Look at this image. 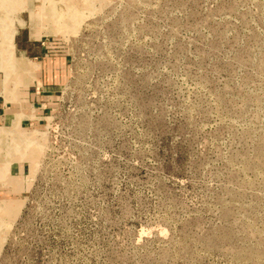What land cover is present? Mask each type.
Instances as JSON below:
<instances>
[{
	"label": "rangeland",
	"instance_id": "374dc122",
	"mask_svg": "<svg viewBox=\"0 0 264 264\" xmlns=\"http://www.w3.org/2000/svg\"><path fill=\"white\" fill-rule=\"evenodd\" d=\"M6 10L0 264H264V0Z\"/></svg>",
	"mask_w": 264,
	"mask_h": 264
},
{
	"label": "crops",
	"instance_id": "0c3cea01",
	"mask_svg": "<svg viewBox=\"0 0 264 264\" xmlns=\"http://www.w3.org/2000/svg\"><path fill=\"white\" fill-rule=\"evenodd\" d=\"M20 33L21 32H19V34H18L17 45L19 47V50L22 52V54H31L32 56H34L33 58H35V59L43 58L44 55L46 54L45 53L46 48L41 46V45H43L44 43L41 44L38 41V39L32 38L30 34L27 36L26 35L24 36V35H22V33L21 34ZM55 75H56V71H53L52 69H51V71H47V73L45 74L46 82L52 81L53 78L55 77ZM36 90L37 89H35V88L28 89L27 95H23L21 98H24V99L20 98L19 102H15V101L12 102V101L6 99L10 103H14L16 105V107H15V105L9 106L7 104V107H9V109H8V112L5 114V116L3 117L4 121L7 122V118L9 116H11V114L15 110H19V109H24L26 111H30L32 109H35L33 112L34 117L25 118L22 122L23 124L27 120L35 118L36 117V109H37L36 105H35L36 102H38V104L42 105V106H39L38 109H41L44 112V108L47 107V105H48L47 101H49L50 97L45 96V95H39L40 94L39 91H36ZM7 101H5V102H7ZM42 101H44V103H41ZM4 104H5L4 102L3 103L0 102V108L3 109Z\"/></svg>",
	"mask_w": 264,
	"mask_h": 264
},
{
	"label": "bare ground",
	"instance_id": "6f19581e",
	"mask_svg": "<svg viewBox=\"0 0 264 264\" xmlns=\"http://www.w3.org/2000/svg\"><path fill=\"white\" fill-rule=\"evenodd\" d=\"M24 0H0V7H7V10L6 11H8V12H12L13 10H15V6L18 4V3H20V2H23ZM53 11V10H52ZM5 44H2V46H4ZM0 55H2L3 54V51H2V49H0ZM23 64H25V63H23ZM21 65L20 64V68L19 69H22L21 67L23 66L24 67V65ZM18 64H15V73H16V71H18ZM12 72H13V70H12ZM7 73H8V75L9 76H13L12 75V73H9L8 71H7ZM20 76V75H19ZM13 77H15V76H13ZM23 144L24 143H22V144H19L18 143V141H17V138H15V145H13V146H15V152H12V153H10L9 155H11V157H12V161L11 162H13L14 160L15 161H21L22 159H23V161H25V160H27V158L26 157H28V151L27 150H24V148H23ZM38 154V152L37 153H34V154H32V155H37ZM8 155V154H7ZM8 155V156H9ZM33 157V156H32ZM28 161V160H27ZM31 164H32V162L30 163V166H31ZM33 165V164H32Z\"/></svg>",
	"mask_w": 264,
	"mask_h": 264
}]
</instances>
